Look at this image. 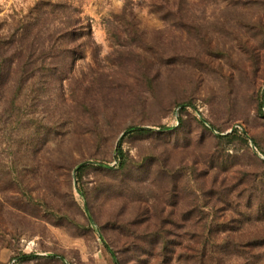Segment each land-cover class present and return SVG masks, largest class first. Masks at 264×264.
<instances>
[{
	"label": "rangeland",
	"instance_id": "1",
	"mask_svg": "<svg viewBox=\"0 0 264 264\" xmlns=\"http://www.w3.org/2000/svg\"><path fill=\"white\" fill-rule=\"evenodd\" d=\"M42 1L0 0V41ZM53 2L78 22L0 60V264H156L135 229H163L167 264H195L192 232L264 237V0ZM235 131L247 143L218 141ZM211 249L264 264V247Z\"/></svg>",
	"mask_w": 264,
	"mask_h": 264
},
{
	"label": "trees",
	"instance_id": "2",
	"mask_svg": "<svg viewBox=\"0 0 264 264\" xmlns=\"http://www.w3.org/2000/svg\"><path fill=\"white\" fill-rule=\"evenodd\" d=\"M41 6V7H39ZM35 9V15L36 18L33 20L34 23L31 29H29L26 32V28H22V32L20 33V38L15 39L14 36H9V40L7 42H1L0 41V60L2 59V55H4L6 52L5 47L8 51L10 50L11 54L14 56L18 55V57H21L28 49L30 51V46L33 45L32 41L35 40L37 33L33 28H37V26L40 25H46L50 26L55 21L64 20L63 23L70 24V23H76L78 20H74L72 16H70L69 11L67 8L59 3V2H53V0H47L42 1L40 5H37ZM63 23H60L62 25ZM31 32L33 34H31ZM73 37L72 34H62L58 37V39H65L68 37ZM52 52V49L50 50ZM262 106H259V113H262ZM151 133L150 130H144L142 128H135L133 129L129 135L134 136H141V135H147ZM219 142L223 141H232V140H240L244 143H247V140L241 135L238 134L237 131L234 132V134L228 135V136H221L217 138ZM119 161V168L118 173H121L125 171L126 167V160L123 156V154H120V157H118ZM211 163V160H210ZM262 164V163H261ZM93 167L94 169L107 171L108 173H111V175L114 173L115 170H103L100 167L95 166H82L80 168H77L76 172V178L81 180V177L84 173V171L87 168ZM218 166H215L213 164V168L218 171ZM220 169V168H219ZM220 199H223L226 203L230 202V200L227 198V196L221 195ZM260 195H264V193H260ZM232 202H230L231 204ZM262 214L261 212L257 213V215ZM123 229V228H122ZM131 235H126L127 237V243L134 244V247L137 245L139 248H136V255L138 257L143 256L144 254L150 258L153 257V259L158 260L156 264H167L166 263V255L165 251H167L168 246V240L167 237L161 228H157L152 233H146V232H136L135 230H131ZM129 233V232H124ZM221 235V236H220ZM190 246L188 248V251L191 253V260L194 261L195 264H205L206 257H208V253L210 256H212V253L214 252L212 247L217 245V247L221 246V249H231L234 254H232V257H236L238 261V251L240 252L244 248H254V247H264V237L259 238L252 241H246L245 237L243 235H240L239 232H192L190 238ZM144 251V254L142 252ZM112 256L113 253L109 251ZM159 258L161 260H159ZM219 258V257H218ZM33 260V258L28 257H22V259H19L18 262H27ZM173 259L169 260V262H172ZM222 260L219 258L217 261ZM120 264H123L122 261H119ZM168 262V260H167ZM168 262V264H170ZM117 264V263H116Z\"/></svg>",
	"mask_w": 264,
	"mask_h": 264
},
{
	"label": "water",
	"instance_id": "3",
	"mask_svg": "<svg viewBox=\"0 0 264 264\" xmlns=\"http://www.w3.org/2000/svg\"><path fill=\"white\" fill-rule=\"evenodd\" d=\"M125 134H122V136H121V138L124 136ZM85 164H82V165H80L78 168H80V167H82V166H84Z\"/></svg>",
	"mask_w": 264,
	"mask_h": 264
}]
</instances>
